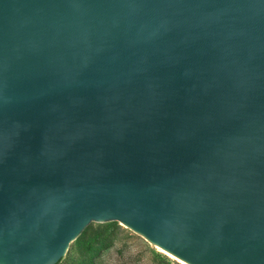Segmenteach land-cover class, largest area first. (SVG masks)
<instances>
[{
  "label": "water",
  "instance_id": "95a60500",
  "mask_svg": "<svg viewBox=\"0 0 264 264\" xmlns=\"http://www.w3.org/2000/svg\"><path fill=\"white\" fill-rule=\"evenodd\" d=\"M110 220L264 264V0H0V264Z\"/></svg>",
  "mask_w": 264,
  "mask_h": 264
},
{
  "label": "rangeland",
  "instance_id": "374dc122",
  "mask_svg": "<svg viewBox=\"0 0 264 264\" xmlns=\"http://www.w3.org/2000/svg\"><path fill=\"white\" fill-rule=\"evenodd\" d=\"M89 225L80 243L73 240L58 264H181L119 221Z\"/></svg>",
  "mask_w": 264,
  "mask_h": 264
},
{
  "label": "bare ground",
  "instance_id": "6f19581e",
  "mask_svg": "<svg viewBox=\"0 0 264 264\" xmlns=\"http://www.w3.org/2000/svg\"><path fill=\"white\" fill-rule=\"evenodd\" d=\"M123 225H124V224H123ZM125 226H126V225H125ZM145 239H146V238H145ZM145 239H144V240H145ZM146 240H147L152 246L156 247L159 251H161V252L165 253L166 255H168L169 257H171V258L177 260L179 263H181V264H190V263H188V262H186V261L180 259L179 257H177V256H175V255H173V254H171L170 252H168V251L162 249L161 247L157 246L156 244H154L153 242L149 241L148 239H146ZM146 240H145V241H146Z\"/></svg>",
  "mask_w": 264,
  "mask_h": 264
},
{
  "label": "trees",
  "instance_id": "16d2710c",
  "mask_svg": "<svg viewBox=\"0 0 264 264\" xmlns=\"http://www.w3.org/2000/svg\"><path fill=\"white\" fill-rule=\"evenodd\" d=\"M90 228V225L88 224L86 227H84V229L81 231V233L79 234V236L75 239V243H80V240L82 238V236L85 234L86 230ZM88 264H94L93 262H90Z\"/></svg>",
  "mask_w": 264,
  "mask_h": 264
}]
</instances>
